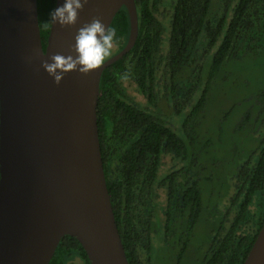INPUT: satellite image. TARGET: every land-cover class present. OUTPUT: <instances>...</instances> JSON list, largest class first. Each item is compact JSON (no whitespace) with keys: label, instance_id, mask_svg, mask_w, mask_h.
<instances>
[{"label":"trees","instance_id":"obj_1","mask_svg":"<svg viewBox=\"0 0 264 264\" xmlns=\"http://www.w3.org/2000/svg\"><path fill=\"white\" fill-rule=\"evenodd\" d=\"M55 2L38 0L44 49ZM136 6L138 38L104 70L98 101L104 170L130 264H170L188 247L205 264L196 243L204 223L210 264H242L264 222V0H136ZM110 27L118 39L109 57L129 38L126 6ZM229 97L232 106L224 108ZM214 105L220 107L212 118ZM158 208L161 244L154 253ZM75 256L91 264L81 242L66 235L49 264ZM190 261L199 264L197 257Z\"/></svg>","mask_w":264,"mask_h":264},{"label":"water","instance_id":"obj_2","mask_svg":"<svg viewBox=\"0 0 264 264\" xmlns=\"http://www.w3.org/2000/svg\"><path fill=\"white\" fill-rule=\"evenodd\" d=\"M123 6L125 47L57 85L42 61L73 54L80 27L94 18L110 27ZM50 28L44 49L38 0H0V264H49L66 235L91 264H130L104 170L98 101L104 70L138 38L136 0H88L75 25ZM242 264H264V222Z\"/></svg>","mask_w":264,"mask_h":264},{"label":"clouds","instance_id":"obj_3","mask_svg":"<svg viewBox=\"0 0 264 264\" xmlns=\"http://www.w3.org/2000/svg\"><path fill=\"white\" fill-rule=\"evenodd\" d=\"M87 3L88 0H64L62 5L48 13V23L53 26L59 24L62 28L75 25L79 11ZM117 39L115 28L109 27L99 18H94L77 30L72 46L73 54H54L42 61L41 67L57 85L69 72L79 71L87 75L111 55Z\"/></svg>","mask_w":264,"mask_h":264},{"label":"rangeland","instance_id":"obj_4","mask_svg":"<svg viewBox=\"0 0 264 264\" xmlns=\"http://www.w3.org/2000/svg\"><path fill=\"white\" fill-rule=\"evenodd\" d=\"M113 50H115V47L113 48ZM235 69H236V66L234 65L233 66V71ZM245 72H246V74L249 73V71H247L246 69H245ZM256 72L257 71L255 70V73ZM128 86H129L131 92L133 93V95L137 98V100H141L143 98L142 97V94L139 91H137V89H135V85L134 84L128 83ZM231 104H232V102H231V99L229 97V98L225 99L224 104L222 106L224 108H230L232 106ZM219 107L220 106H215L214 105V106H212V107L209 108V111L208 112L210 113L209 115L212 118H213L212 115L216 114L219 111ZM210 109H211V111H210ZM165 160L167 161L166 163L168 165V162L170 161V158L169 157H166ZM224 171H231V169H225L224 168ZM230 177L232 178V175L229 176L228 180H230ZM232 181H233V179H232ZM164 198H165V190L162 189L159 192L158 199L160 200L161 203H163L164 202ZM160 202H159V204H160ZM157 210H158V214H159V220H156V222H157V226L156 227H157V230L159 231V233L156 234V236H159L160 233L162 232V222H161V218H163V214H162V209L160 210L158 208ZM202 222H204V221H202ZM208 236H209V231H208V229H207V227H206V225L204 223L203 226H201L198 229V233H197V237H196V243L200 242L205 247L206 246V242H204V241H205V239H207ZM76 263L77 264H85L84 263V259L81 258V257H79V256H75L73 259L72 258H69L65 264H76Z\"/></svg>","mask_w":264,"mask_h":264},{"label":"flooded vegetation","instance_id":"obj_5","mask_svg":"<svg viewBox=\"0 0 264 264\" xmlns=\"http://www.w3.org/2000/svg\"><path fill=\"white\" fill-rule=\"evenodd\" d=\"M224 214H225V210H223V216H224ZM158 233H159V231L157 230V227H154V230L152 231V235L154 236L153 240H152V246H153V252L154 253H155V251H157L159 249V246L161 244V242H160L161 240L158 239L159 238L158 236H156V234H158ZM214 233H212V236H214ZM155 239H156V241H155ZM171 246L174 249V246L172 244H171ZM199 247L203 249L202 257H204L205 264H210L211 263V259H212V255L210 254L211 251H212L211 244L207 243L205 247L202 244L201 246L199 245ZM190 251L193 254H190L189 253ZM195 252H196L195 248L188 247V249H186L184 251V253H183V255H182V257L180 259L177 257L176 254H172L173 256H175V260L176 261L171 259L170 264H188V260L190 261L193 256H194V258L197 257V260H198L199 264H201L200 257L197 256L198 254H197V252L196 253ZM139 264H149V261H146V260L142 261L141 259H139ZM190 264H191V261H190Z\"/></svg>","mask_w":264,"mask_h":264}]
</instances>
